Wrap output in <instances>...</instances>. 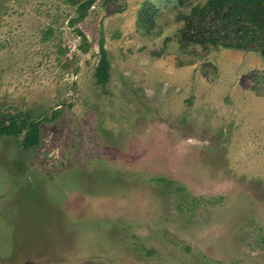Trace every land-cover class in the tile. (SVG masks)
Masks as SVG:
<instances>
[{"label":"rangeland","instance_id":"374dc122","mask_svg":"<svg viewBox=\"0 0 264 264\" xmlns=\"http://www.w3.org/2000/svg\"><path fill=\"white\" fill-rule=\"evenodd\" d=\"M86 1L0 0V123L40 121L0 136V264H264V56L180 44L207 0Z\"/></svg>","mask_w":264,"mask_h":264},{"label":"trees","instance_id":"16d2710c","mask_svg":"<svg viewBox=\"0 0 264 264\" xmlns=\"http://www.w3.org/2000/svg\"><path fill=\"white\" fill-rule=\"evenodd\" d=\"M94 2L87 0L83 7L88 8ZM180 20L184 23L179 30L182 45L253 51L264 56V0H207L192 7L188 14H182ZM99 51L95 78L102 86L109 78L103 41L99 44ZM9 121L8 125L0 123V136L17 137L24 132L21 141L24 149L39 144L40 121H16L13 117Z\"/></svg>","mask_w":264,"mask_h":264}]
</instances>
